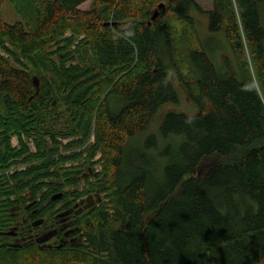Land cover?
<instances>
[{
  "label": "trees",
  "instance_id": "trees-1",
  "mask_svg": "<svg viewBox=\"0 0 264 264\" xmlns=\"http://www.w3.org/2000/svg\"><path fill=\"white\" fill-rule=\"evenodd\" d=\"M9 1L20 22L0 0V233L64 192L53 176L69 162L87 172L99 156L104 200L75 244L13 248L0 234V264H264V0H213L208 29L232 54L221 72L200 49L195 0ZM169 70L198 111L167 112L162 141L139 144L177 102Z\"/></svg>",
  "mask_w": 264,
  "mask_h": 264
},
{
  "label": "flooded vegetation",
  "instance_id": "flooded-vegetation-1",
  "mask_svg": "<svg viewBox=\"0 0 264 264\" xmlns=\"http://www.w3.org/2000/svg\"><path fill=\"white\" fill-rule=\"evenodd\" d=\"M98 159L97 155L91 160L93 165L87 172L83 171L84 161L69 162L60 167L63 174L53 178L61 180L64 192L58 193V198L46 204L40 199L38 203L32 201L35 203L28 208L25 207L32 202L23 206V209H18L12 218L15 235L11 236L8 245L18 243L24 247L22 244L36 243L37 238L47 233L52 236L41 245L36 243L38 246L52 248L61 239L65 240L62 244L78 243L81 240L78 226L80 217L83 218L88 212L100 208L104 200L103 194L99 192L101 182L100 169L96 163Z\"/></svg>",
  "mask_w": 264,
  "mask_h": 264
},
{
  "label": "rangeland",
  "instance_id": "rangeland-1",
  "mask_svg": "<svg viewBox=\"0 0 264 264\" xmlns=\"http://www.w3.org/2000/svg\"><path fill=\"white\" fill-rule=\"evenodd\" d=\"M195 2L203 11L191 12L193 26L200 42V49L207 55V57L210 59V61L218 71H224V69L226 68L227 59L232 60V54L224 35L220 32H210L208 29L207 11L212 9L213 0H195ZM90 4L91 0L81 7L82 9H85L88 8ZM1 11L3 19L6 23L15 24L17 22H20V18L18 17L13 4L9 0H3ZM170 70L168 71V79L177 94V102L166 103L158 108L153 117L150 128L138 137L139 144L142 143V141L147 137L148 134H154L159 141H162V138L159 134V126L163 120L164 115L167 112L183 113L187 116H193L198 111L197 106L188 99L186 91L179 83L177 78L170 77ZM12 144H17L16 137L12 139ZM30 148L32 149V147ZM42 196L41 199L44 201L45 198H42Z\"/></svg>",
  "mask_w": 264,
  "mask_h": 264
},
{
  "label": "water",
  "instance_id": "water-1",
  "mask_svg": "<svg viewBox=\"0 0 264 264\" xmlns=\"http://www.w3.org/2000/svg\"><path fill=\"white\" fill-rule=\"evenodd\" d=\"M155 17H156V14H154V15L152 16L151 20H153ZM32 81H33L34 86L36 87V92H35L34 95L29 99V101H31V100H32L34 97H36V96L38 95V93H39V82H38V80H37V79H33ZM56 198H58V196H53V197H52V199H56ZM34 203H35V202L30 203V204L27 205L25 208H28L30 205H32V204H34ZM34 224H37V223H34ZM0 234H2V235H6V236H13V235H15L14 230L9 231V232H6V233H0ZM51 236H52V235H51L50 233H47V234H45V235H41L39 238H37V239L35 240V242H36L38 245H41V244L47 242ZM64 241H65L64 239H61V240H60V243H59L56 247H57V248L61 247V245H62V243H64ZM22 246H26V243L22 244ZM10 247H13V248H20L21 245L18 244V243H16V244H11Z\"/></svg>",
  "mask_w": 264,
  "mask_h": 264
}]
</instances>
